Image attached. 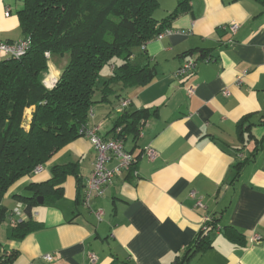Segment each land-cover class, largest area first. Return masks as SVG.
<instances>
[{"label":"crops","instance_id":"0c3cea01","mask_svg":"<svg viewBox=\"0 0 264 264\" xmlns=\"http://www.w3.org/2000/svg\"><path fill=\"white\" fill-rule=\"evenodd\" d=\"M178 3L160 0L156 18L170 16ZM24 4L0 0L1 42L25 37L18 16ZM231 24L239 25L236 34ZM168 30L131 58L156 74L148 86L124 91L131 100L128 111L150 110L142 133L126 135L125 147L137 157L133 171L117 175L86 206L97 153L80 136L40 173L21 178L5 196L8 215L0 223V257L12 256L7 264H176L184 256V264H264V5L192 0ZM52 60L50 73L59 78L67 59ZM188 60L198 61L194 71L176 76ZM113 72L106 66L102 81ZM121 91L116 85L108 98L95 94L87 127H98L107 139L114 138L126 111ZM148 149L157 152L154 160L146 156ZM70 164L76 165L75 174L31 211L41 228L13 238L12 213L25 212L16 196L33 197L31 184L48 182L54 166ZM116 164L111 160L107 166ZM97 210L103 211L102 220ZM206 218L217 219L212 247L192 254Z\"/></svg>","mask_w":264,"mask_h":264},{"label":"trees","instance_id":"16d2710c","mask_svg":"<svg viewBox=\"0 0 264 264\" xmlns=\"http://www.w3.org/2000/svg\"><path fill=\"white\" fill-rule=\"evenodd\" d=\"M191 1L179 0L170 16L158 20L155 13L160 0H25L18 16L23 39H30L32 45L20 58L4 56L0 60V223L8 215L4 200L9 189L85 136L96 92L108 98L121 85L118 98L126 111L116 122L114 138L126 140L127 133L141 134L150 110L128 111L131 100L124 91L148 86L156 74L153 67L134 64L131 58L135 49L170 32L174 19ZM256 1L264 5V0ZM54 56L66 58L67 64L49 88L45 82L52 76ZM194 62L197 66L198 61ZM106 66L112 67L113 76L102 81ZM125 101L130 103L123 106ZM75 168L74 164L54 166L52 179L29 186L35 192L33 197L16 196L25 204V212L15 224L13 238H24L41 228L31 215L37 198L55 193V185L75 174ZM12 214L13 222L17 218L14 211ZM216 223L212 218L207 229L201 228L190 247L192 254L212 247ZM187 259L178 258L176 264ZM11 260L12 256H1L0 264Z\"/></svg>","mask_w":264,"mask_h":264},{"label":"built area","instance_id":"2783aa9c","mask_svg":"<svg viewBox=\"0 0 264 264\" xmlns=\"http://www.w3.org/2000/svg\"><path fill=\"white\" fill-rule=\"evenodd\" d=\"M239 29L238 24H231L230 30L233 34H236ZM167 32L165 34H168ZM162 35L160 36V38ZM32 42L30 39H21L15 42H1L0 41V56H7L12 58H20L24 56L30 49ZM50 57L49 54H47ZM196 68L194 60H188L177 71L176 76L183 77L190 74ZM56 78L51 77L50 80H46L45 85L49 88L53 87L56 83ZM189 93L192 94L193 90L190 89ZM130 102L125 101L123 106H127ZM93 110L91 111V113ZM100 129L98 127L88 128L85 132V137L90 140L97 156L94 163V169L87 181V192L85 197V205L90 206V203L94 197L102 196L106 189L112 185L115 177L126 171H133L137 163V157L132 152L128 151L125 147L124 139H107L100 135ZM121 130H118L120 132ZM142 133V132H141ZM146 156L151 160H154L157 156V152L154 149L146 150ZM111 160L117 162L116 166L112 169L108 168L107 164ZM43 166H38L34 173H40L43 170ZM201 203L199 202V205ZM14 215L17 219L13 220V223L21 219L24 214L20 209L14 210ZM96 215L99 220H102L104 215L103 211L97 210ZM211 218H206L202 228L207 229L208 223ZM44 259L50 261L52 257L50 255L44 256ZM90 259L95 262L97 259L94 254L90 255Z\"/></svg>","mask_w":264,"mask_h":264},{"label":"water","instance_id":"95a60500","mask_svg":"<svg viewBox=\"0 0 264 264\" xmlns=\"http://www.w3.org/2000/svg\"><path fill=\"white\" fill-rule=\"evenodd\" d=\"M38 202L42 204L43 203V197H39Z\"/></svg>","mask_w":264,"mask_h":264},{"label":"rangeland","instance_id":"374dc122","mask_svg":"<svg viewBox=\"0 0 264 264\" xmlns=\"http://www.w3.org/2000/svg\"><path fill=\"white\" fill-rule=\"evenodd\" d=\"M57 56H54V59L56 58ZM2 59H4V56H0V60H2ZM53 62V60L50 62V63H52ZM51 77H54V76H51Z\"/></svg>","mask_w":264,"mask_h":264}]
</instances>
